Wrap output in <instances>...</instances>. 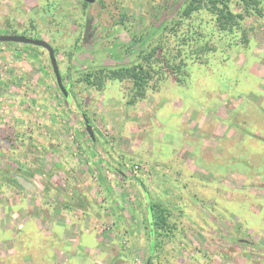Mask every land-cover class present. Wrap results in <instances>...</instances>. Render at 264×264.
I'll list each match as a JSON object with an SVG mask.
<instances>
[{
	"label": "rangeland",
	"instance_id": "rangeland-1",
	"mask_svg": "<svg viewBox=\"0 0 264 264\" xmlns=\"http://www.w3.org/2000/svg\"><path fill=\"white\" fill-rule=\"evenodd\" d=\"M179 4L0 0V35L48 42L70 98L45 50L0 43V264H264V8L240 45L214 32L184 85L130 103L129 82H84L136 61ZM147 204L171 229L151 254Z\"/></svg>",
	"mask_w": 264,
	"mask_h": 264
},
{
	"label": "trees",
	"instance_id": "trees-1",
	"mask_svg": "<svg viewBox=\"0 0 264 264\" xmlns=\"http://www.w3.org/2000/svg\"><path fill=\"white\" fill-rule=\"evenodd\" d=\"M235 7L239 10H235ZM263 8L264 0H180L173 18L164 22L155 41L146 46L144 35L134 37L140 46L136 61L127 66L100 68L93 75L87 74L84 82L97 89H101L107 80L129 82L130 103L143 100L148 90L155 91L162 82L166 83L170 79L184 85L188 66L207 65L208 56L217 51L216 43L212 41L214 32L226 37L227 47L240 45L239 30L245 35L243 21L251 15L261 16ZM201 13L210 15L211 22H214L208 34L204 33L200 19L196 18ZM3 35L18 34L11 31ZM147 215L151 254L152 236L157 231H164V236H167L171 229L168 223L169 212L160 205L147 204Z\"/></svg>",
	"mask_w": 264,
	"mask_h": 264
},
{
	"label": "water",
	"instance_id": "water-1",
	"mask_svg": "<svg viewBox=\"0 0 264 264\" xmlns=\"http://www.w3.org/2000/svg\"><path fill=\"white\" fill-rule=\"evenodd\" d=\"M88 4L94 3L96 0H83ZM0 43H15V44H22V45H30L34 47L41 48L47 52L48 55V60L55 78L56 85L63 95V97L67 100L70 101L69 94H68V89L63 86L62 79L59 73V69L56 63L55 59V54L52 49V47L45 42L44 40L38 39V38H31L27 36H22V35H0ZM84 125H85V130L90 137L92 141H94L93 133L91 126L88 122V120L84 117ZM146 194V193H145ZM148 264V261H147Z\"/></svg>",
	"mask_w": 264,
	"mask_h": 264
},
{
	"label": "flooded vegetation",
	"instance_id": "flooded-vegetation-1",
	"mask_svg": "<svg viewBox=\"0 0 264 264\" xmlns=\"http://www.w3.org/2000/svg\"><path fill=\"white\" fill-rule=\"evenodd\" d=\"M83 2H85V1H83ZM85 3H86V2H85ZM86 4H88V3H86ZM86 34L88 35L87 31H86L85 35H86ZM87 35H86V36H87ZM86 36H85V37H86ZM88 37H90V35H89ZM88 37H86V39H89ZM41 40H42V39H41ZM82 41L84 42V41H85V38L82 39ZM45 42H46V41H45ZM47 43H48V42H47ZM48 44H49V43H48ZM49 45H50V44H49ZM50 46H51V45H50ZM51 47H52V46H51ZM52 49H53V48H52ZM53 51H54V49H53Z\"/></svg>",
	"mask_w": 264,
	"mask_h": 264
}]
</instances>
